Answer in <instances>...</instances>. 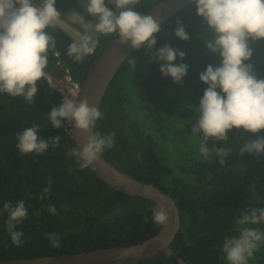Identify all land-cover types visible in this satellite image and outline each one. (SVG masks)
Returning a JSON list of instances; mask_svg holds the SVG:
<instances>
[{"label":"trees","instance_id":"1","mask_svg":"<svg viewBox=\"0 0 264 264\" xmlns=\"http://www.w3.org/2000/svg\"><path fill=\"white\" fill-rule=\"evenodd\" d=\"M156 1L141 0V4L133 6V10L143 12ZM177 19L184 25L189 40L183 41L174 36ZM160 25L162 30L153 51L168 43L185 52L183 60L177 57L173 61L174 64L188 65L182 82L175 83L170 76L162 75L159 63L149 62L150 57L143 47L132 49L105 91L99 105L104 118L97 120L94 132L102 135L115 133L114 146L103 152L107 159L133 176L172 192L180 210L181 223L184 211L190 212L193 219L199 218V212L212 213L202 224L206 233L194 243L186 241L181 225L179 234L171 241L174 249L190 264H227L219 256L224 237L238 235L234 224L241 211L249 207H264V175L260 169L256 165L234 167L241 158L254 155L246 153L238 156L237 145L245 139H254L255 135L235 129L230 132V140L223 146L231 145L233 151L224 164L219 163L216 154L211 161L189 158L188 169L196 176V181L191 184L183 177L175 176L173 169L164 165L156 147V138L150 129L129 115V107L137 99L151 120L157 112H166V106H170L174 99L179 100L182 107L180 98L186 100L193 96L192 102L183 105L181 111L188 119L187 129L191 130L198 115L196 107L207 88L199 80V73L208 64L216 65L217 60L205 50L202 39L198 38L203 30L201 18L196 15L192 2ZM46 31L56 41L55 48L49 53L46 70L53 75L60 74V66L56 63L59 57L63 66L80 82L94 59L113 38L96 33L94 36L99 38V44L95 52L78 63L67 55L68 45L77 40L59 25ZM250 47L252 56L246 63L252 64L255 75L264 79V40L252 42ZM131 58L136 61L134 68L128 63ZM37 88L31 104L22 96L11 97L0 93V259L131 244L156 233L160 224L152 220V211L157 206L155 202L142 195L114 189L101 180L90 166L81 170L74 158L66 155L68 149L78 148L69 124L65 121L64 127L57 129L48 120L52 107L62 102V94L45 78L37 82ZM33 124L40 125L37 135L41 139L60 135V146L55 149L50 146L42 154H20L15 147L16 133ZM197 135L200 145V134ZM259 135L264 136V130ZM219 146V142H208L210 149ZM48 177L52 179L50 195L40 200L39 194L48 187ZM18 200H24L28 210L27 218L17 226L24 232L25 239L19 247L11 243L6 230L8 213L3 211L4 202L11 201L15 205ZM49 204L56 206L58 214L52 215L46 210ZM259 227L264 229V225ZM46 232L59 235V248L51 246ZM123 264L176 263L167 258L153 257L129 260Z\"/></svg>","mask_w":264,"mask_h":264},{"label":"clouds","instance_id":"2","mask_svg":"<svg viewBox=\"0 0 264 264\" xmlns=\"http://www.w3.org/2000/svg\"><path fill=\"white\" fill-rule=\"evenodd\" d=\"M196 15L201 18L204 48L212 53L217 64L206 65L199 73V80L207 85L196 107L198 113L191 132L200 134L199 152L208 158L215 152L219 163L232 153L233 147L223 146L229 142V133L234 129L255 135L254 139H245L237 145V155L264 154V79L255 75L253 65L246 63L252 56L250 43L264 40V0H192ZM112 5L110 8L108 5ZM141 0H82V7L96 21L95 33L111 35L118 44H130L134 50L141 47L149 55V62H158L159 71L170 76L175 83L182 82L188 65L174 64L183 60L185 52L165 43L155 49L157 36L162 28L152 15L134 11L133 6ZM56 0H0V93L11 97L22 96L28 103L38 91L37 82L45 77L49 53L55 48L56 41L46 29L55 27L61 18V12L55 7ZM174 36L180 40L190 39L184 25L176 21ZM99 38L87 32L79 41L68 45L67 55L76 62L95 52ZM135 67V59L128 61ZM104 114L97 106H89L87 100L64 98L58 106L52 107L48 120L54 128L64 127L63 122L86 133L81 149H68L66 155L73 157L78 167L83 170L98 161L105 149L115 143V133L102 135L90 133L97 120ZM40 125L33 124L16 133L15 147L20 154H42L50 146H60V135L47 140L38 137ZM219 142L221 146L210 149L209 141ZM72 169L69 168V172ZM48 187L43 188L38 199L45 200L51 192L52 179L46 180ZM52 214H58L54 204L46 206ZM3 211L8 213L6 230L11 243L17 247L25 243L24 232L17 226L28 216L24 200L15 205L4 202ZM152 220L160 225L167 224L169 213L162 205L152 211ZM239 225L238 235H226L221 252L227 264H248L254 253L264 245V207H249L241 211L235 221ZM255 226V227H253ZM53 248L61 246V239L55 232L45 233Z\"/></svg>","mask_w":264,"mask_h":264},{"label":"water","instance_id":"3","mask_svg":"<svg viewBox=\"0 0 264 264\" xmlns=\"http://www.w3.org/2000/svg\"><path fill=\"white\" fill-rule=\"evenodd\" d=\"M191 2L192 0H158L142 13L152 15L161 23ZM131 51L130 44L121 45L112 38L94 59L74 99L77 102L87 100L89 106L99 107L111 79ZM69 126L72 138L78 149H81L87 134L76 129L74 124ZM89 131L94 133V128ZM90 167L101 180L114 189L132 195H142L156 205H162L169 213L168 223L160 225L152 236L131 244L0 259V264H114L153 257L167 258L176 264H190L171 246V241L179 234L181 228L180 210L171 191L154 182L133 176L107 159L103 153Z\"/></svg>","mask_w":264,"mask_h":264},{"label":"rangeland","instance_id":"4","mask_svg":"<svg viewBox=\"0 0 264 264\" xmlns=\"http://www.w3.org/2000/svg\"><path fill=\"white\" fill-rule=\"evenodd\" d=\"M34 2L39 3V0H34ZM105 2L107 4V0H105ZM108 6L110 8L112 7L110 4ZM55 7L61 12V17H63V19H66V17H71L70 15L84 16L88 19V25H86L84 28H76L77 32L79 33V35L76 37L77 41H79L81 35L85 32H87L89 35L96 34L93 27V23L96 21L93 17L85 12L84 8L82 7V0H56ZM77 19L84 25L86 24V20L83 17H78ZM58 21L55 22V25H57ZM58 25L61 26V24ZM74 25L76 26L75 22ZM45 74L46 75L44 78L55 88L59 89L64 95L67 92V87L73 86L72 79L65 76V68L60 69L59 75H53L46 69ZM187 92H189V90ZM190 95L191 93L188 96ZM67 98L72 99L70 97ZM180 99L182 107L179 105V100L174 99V101H171L170 106H166V112L163 114L157 112L152 116L151 120L149 119L146 111L143 109V106L138 104L139 102L137 99L133 101V106L129 107L128 112L134 120L139 122V124H143L146 129H150L152 135L156 138V147L158 153L161 155V161L164 163V165L172 168L175 176L183 177L188 183L191 184L196 181V176L188 169L190 164L188 159L194 157L203 161H211L213 160L215 152H213L208 158H204L200 154L199 137L197 134H193L191 130L187 129L188 119L182 115L181 112L183 105H188L192 102L193 96L186 100L183 98ZM249 165H256L260 169V172L264 175V154L260 156L254 154L249 157H243L240 159L239 163L234 164V167H247ZM165 175H163V177ZM199 214L200 216L198 219H193L190 212L184 211L182 213L181 231L183 232L188 243H194L201 235L206 233V231L202 229V224L212 216V213L209 214L199 212ZM239 227L240 226L236 225V223L234 224V229L237 231H239ZM220 249L221 247L219 248V256L227 263V261L224 259V254ZM248 264H264V245H262L260 249L254 253L253 257L249 259Z\"/></svg>","mask_w":264,"mask_h":264},{"label":"crops","instance_id":"5","mask_svg":"<svg viewBox=\"0 0 264 264\" xmlns=\"http://www.w3.org/2000/svg\"><path fill=\"white\" fill-rule=\"evenodd\" d=\"M71 17H66V19H63V17H61V19H59L58 24H61V26L68 31L75 39L76 37L79 35V33L77 32L76 28L77 27H81L84 28L86 25L89 24V21L86 17L84 16H72ZM78 17H83L86 20V24L84 25L83 23H81L77 18ZM74 22L76 23V26L74 25ZM60 26V25H59Z\"/></svg>","mask_w":264,"mask_h":264},{"label":"built area","instance_id":"6","mask_svg":"<svg viewBox=\"0 0 264 264\" xmlns=\"http://www.w3.org/2000/svg\"><path fill=\"white\" fill-rule=\"evenodd\" d=\"M54 54L56 55V56H58V52L57 51H55L54 52ZM56 63L60 66V69H64L65 68V70H66V75L65 76H67V77H69L70 79H72V87H67V92L65 93V95L64 94H62V92L59 90V89H57L58 91H60L61 92V94H62V99H64V98H67V97H70V98H72V99H74L75 98V96L77 95V93H78V91H79V89H80V81L79 80H77V79H75L70 73H69V70H68V68L67 67H64L63 66V62H62V60L59 58V57H57V59H56ZM50 73V72H49ZM59 75V74H58ZM53 86V85H52ZM54 87V86H53ZM55 88V87H54Z\"/></svg>","mask_w":264,"mask_h":264},{"label":"bare ground","instance_id":"7","mask_svg":"<svg viewBox=\"0 0 264 264\" xmlns=\"http://www.w3.org/2000/svg\"><path fill=\"white\" fill-rule=\"evenodd\" d=\"M46 80V79H45ZM47 81V80H46ZM48 82V81H47ZM49 83V82H48ZM50 84V83H49ZM51 85V84H50ZM52 86V85H51Z\"/></svg>","mask_w":264,"mask_h":264}]
</instances>
